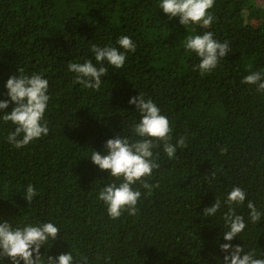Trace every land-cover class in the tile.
I'll return each instance as SVG.
<instances>
[{"label":"trees","instance_id":"trees-1","mask_svg":"<svg viewBox=\"0 0 264 264\" xmlns=\"http://www.w3.org/2000/svg\"><path fill=\"white\" fill-rule=\"evenodd\" d=\"M160 3L0 0V101L10 99L6 83L19 69L43 75L50 96L49 134L26 147L7 142L15 126L0 119V222L14 228L54 223L61 239L43 246L42 256L72 251L76 264L80 256L88 264H223L227 206L211 218L203 211L240 187L246 201L235 210L247 227L230 243L264 259V216L253 224L247 209L251 201L264 213V94L241 83L250 72L264 74V9L258 0H215L212 25L193 31L179 17L169 18ZM206 31L227 41L230 51L202 76L193 71L199 57L183 44L187 35ZM121 36L135 44L124 66L105 62L99 90L75 84L68 63L95 64L91 45L119 47ZM140 93L169 120L171 142L183 136L187 147L173 158L162 144L154 148L160 167L147 182L159 187L149 192L137 185V214L113 220L98 193L114 178L89 158L93 149L103 155L117 134L138 139L132 126L140 117L129 101ZM13 107L10 102L0 117ZM29 184L38 193L31 205L23 198Z\"/></svg>","mask_w":264,"mask_h":264},{"label":"clouds","instance_id":"clouds-1","mask_svg":"<svg viewBox=\"0 0 264 264\" xmlns=\"http://www.w3.org/2000/svg\"><path fill=\"white\" fill-rule=\"evenodd\" d=\"M214 4L215 0H161L160 8L169 18L179 17L181 25L194 31L195 26L207 29L212 25L214 18L210 10ZM117 44L119 47H99L92 44L95 64L91 59L83 63L69 62L67 67L68 71L74 74L73 82L87 89L99 90L102 77L108 72L104 63L121 69L125 64L126 54L135 52V44L128 36H121ZM183 47L199 57V63L193 71L199 70L202 76L211 73L230 51L228 42L217 41L211 31L202 35H187ZM241 83L255 86L256 91L264 94V74L259 71L250 72ZM6 88L10 99L0 101V110H7L10 102L15 105L11 112L5 111L0 117L5 123L11 122L15 126V130L7 136V142L16 149H21L34 140L47 136L49 128L44 117L50 100L48 80L41 74L25 75L23 70L19 69L18 76L8 79ZM129 103L135 105L139 113V122L132 126V132L138 139L130 140L117 134L116 138L106 142L103 155L93 149L89 158L101 171L109 172L110 178H114L113 182L102 186L98 193V200L104 203L109 218L113 220L119 219L125 212L128 215L137 214V204L142 196L137 185L148 189L149 192L153 187H159L147 182V177L152 175L153 170L160 167L156 162L158 154L154 156V148L162 144L163 152L173 158L177 148L187 147L186 137L183 136L178 138L176 144L171 142L170 122L161 114L152 99L146 100L140 93L139 97H133ZM226 151V148L222 149V152ZM211 176L214 179L215 173ZM37 195L35 187L29 184L23 198L31 205ZM246 196L242 188L233 187L225 200L216 198L211 207L204 208V217L211 218L216 216L222 207L227 206V211L222 215L226 229L223 238L229 243L220 245L221 251L226 253L223 264H264V259L256 258L255 250L245 252L241 246L233 247L230 243L247 227L244 216L237 214L235 210L245 204ZM247 209L251 223L261 221L264 213L259 212L253 202L248 201ZM59 233L60 229L51 222L25 224L15 228L9 221L0 222V261L7 258L11 264H76L72 251L62 253L56 258L40 254L41 248L47 246L49 241L61 239ZM229 252L230 255L227 254ZM79 261L88 264L86 256H80Z\"/></svg>","mask_w":264,"mask_h":264},{"label":"rangeland","instance_id":"rangeland-1","mask_svg":"<svg viewBox=\"0 0 264 264\" xmlns=\"http://www.w3.org/2000/svg\"><path fill=\"white\" fill-rule=\"evenodd\" d=\"M260 7L264 9V0H258Z\"/></svg>","mask_w":264,"mask_h":264}]
</instances>
